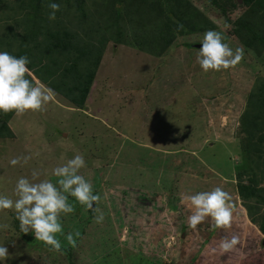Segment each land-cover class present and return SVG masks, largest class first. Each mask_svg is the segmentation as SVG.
Here are the masks:
<instances>
[{
    "label": "rangeland",
    "instance_id": "rangeland-1",
    "mask_svg": "<svg viewBox=\"0 0 264 264\" xmlns=\"http://www.w3.org/2000/svg\"><path fill=\"white\" fill-rule=\"evenodd\" d=\"M60 1L61 10L50 21L46 5L29 19L28 5L22 8L17 0H6L8 9L0 11V38L10 46H1L0 51L15 55L25 50L21 46L32 48L37 40L44 41L47 32L59 36L68 32L72 44L82 39L79 44L87 41L100 52L93 89L83 110L54 93L45 111L10 116V134L0 137V195L15 199L18 179H31L33 169L42 172L40 179L55 181L53 168L83 154L86 167L81 174L91 181L94 194L101 196L93 209L100 208L104 220L96 223L92 210L69 197L74 212L61 217L63 234H57V239L62 251L57 253L31 231H21L14 210L0 211V225H8L0 228V245L9 253L0 264H264L260 247L264 156L253 166L240 155L241 149L247 151L242 145L247 134L241 116L256 80L264 79V52L256 57L244 50V59L235 68L206 73L196 62L198 49L185 46L201 45L204 33L173 31L165 53H150L134 48V37L139 36L132 35V24L120 23L122 43L114 44L115 28L99 14L106 10L99 0H86L84 21L73 3ZM189 1L215 24L213 30L224 34L225 42L233 49L240 46L220 12L204 0ZM114 8L121 9L122 4ZM26 27L28 31L40 27L43 33L35 35V42L22 41L20 36L28 34ZM38 55L33 50L24 56L36 63ZM55 56L61 58L60 53ZM31 79L41 83L34 75ZM20 155L32 159L23 166L9 164ZM247 165L260 168H256L260 198L243 201L234 174L237 167ZM217 186L232 195V228H216L210 218L191 228V210L181 203L182 194ZM76 231L80 237L73 247L66 236ZM233 234L240 243L231 252H221L218 242ZM68 248L72 261L64 252Z\"/></svg>",
    "mask_w": 264,
    "mask_h": 264
},
{
    "label": "trees",
    "instance_id": "trees-1",
    "mask_svg": "<svg viewBox=\"0 0 264 264\" xmlns=\"http://www.w3.org/2000/svg\"><path fill=\"white\" fill-rule=\"evenodd\" d=\"M17 1L22 8L28 5L30 11L25 15L29 19H34L42 13L41 9L49 2V0ZM64 1L69 4L73 3L81 20H85L83 6L86 0ZM92 1L94 2V0ZM204 1L220 12L225 21L231 26V35L238 40L245 51L256 57L263 54L264 0H241V3L238 0ZM55 2L61 4L60 0H55ZM98 2L106 9L103 13L99 11V14L107 18L109 21L108 26L115 28V35L112 37L115 39L114 44L122 43L123 35L119 29L120 23H125V26L132 24L134 25V34L132 32V35L137 34L139 36V38L134 37V48H140V50H146L150 53H165L171 45L173 31H177L181 35L201 34L209 29H214L215 25L189 0H99ZM117 3L122 4L121 9L114 8ZM4 9H8V3L6 0H0L1 13ZM151 26H153L152 29ZM156 30H159L158 33L153 32ZM27 32V35L25 33L21 36L18 35L22 41L35 42V35H42L43 33L40 27L33 30L29 29V31L26 27ZM71 37L73 36L65 31L62 36L57 35L56 32H47L45 40H37L32 48L20 44L21 49L23 48L27 52L21 50V53L17 52L14 56H24L26 53L30 54L33 50H37V53H39L38 62L30 61L28 65L32 75L73 107L83 110L87 105L86 102L101 55L100 52L96 53L87 41L79 44L82 39L77 41L79 45L72 44ZM104 41L105 39H102V42ZM6 45L10 46L4 38H0V47ZM185 46L192 49V44H185ZM57 53L61 54V58L55 56ZM29 78L31 79V77ZM249 97L248 109L241 116L242 130L247 134V140L242 141V145L246 146L247 151L241 149L240 155L243 162L248 163L249 159V163L251 162L253 166H257L261 156H264L263 78L259 77L256 80ZM13 114L14 112L7 114L0 112V137L3 134H10L7 121ZM253 166L247 165L241 169L237 167L234 174L237 179L236 189L243 201L260 198L259 191L256 189V171L260 168ZM243 176H247V178L244 180ZM247 209L251 211V206L247 205ZM260 230L264 234V224L260 225ZM260 247L264 249V240L261 242ZM64 252H66L68 259L72 261L71 249H65ZM258 259L262 260L261 258ZM146 263L149 264V261H146ZM71 264L74 263L71 262Z\"/></svg>",
    "mask_w": 264,
    "mask_h": 264
},
{
    "label": "clouds",
    "instance_id": "clouds-1",
    "mask_svg": "<svg viewBox=\"0 0 264 264\" xmlns=\"http://www.w3.org/2000/svg\"><path fill=\"white\" fill-rule=\"evenodd\" d=\"M46 7L50 9L48 19L54 21L56 13L61 10V4L49 0ZM244 55L243 46L233 49L225 42L222 32L209 29L203 34L196 62L206 73L220 72L235 68L244 59ZM29 64L27 56L17 57L7 51H0V112L5 114L14 112L16 116H22L27 112L45 111L51 102L53 90L42 83H34L29 78L32 75ZM31 159V155L15 156L9 160V164L23 166ZM85 167L84 155L76 154L52 169L51 175L56 178L55 181L48 178L40 179L42 172L33 169L31 179L27 177L18 179L14 188L15 199L0 195V211L14 210L22 232L27 234L31 231L36 240L60 253L62 244L57 239V234H63L61 217L74 212L69 197L75 198L80 205L92 210L96 214L94 216L96 223H102L104 220L101 209L98 207L93 209V205L100 202L101 196L94 194L91 181L81 174ZM181 203L186 204L191 210L188 224L193 229L208 218L216 228L224 230L232 228L235 212L233 198L230 192L221 186L194 195L182 194ZM0 228L7 229L8 225H0ZM79 237L80 232L76 231L68 233L66 240L69 245L75 247L76 238ZM239 243L240 237L233 234L230 239L222 238L218 242V248L221 252L227 253L233 251ZM8 257V248L0 245V261H5Z\"/></svg>",
    "mask_w": 264,
    "mask_h": 264
},
{
    "label": "water",
    "instance_id": "water-1",
    "mask_svg": "<svg viewBox=\"0 0 264 264\" xmlns=\"http://www.w3.org/2000/svg\"><path fill=\"white\" fill-rule=\"evenodd\" d=\"M238 1H239V3H241V0H238ZM200 47H201V45H199V44L192 45V48H195V49H200Z\"/></svg>",
    "mask_w": 264,
    "mask_h": 264
},
{
    "label": "crops",
    "instance_id": "crops-1",
    "mask_svg": "<svg viewBox=\"0 0 264 264\" xmlns=\"http://www.w3.org/2000/svg\"><path fill=\"white\" fill-rule=\"evenodd\" d=\"M92 89H93V87H92ZM92 89H91V90H92Z\"/></svg>",
    "mask_w": 264,
    "mask_h": 264
}]
</instances>
